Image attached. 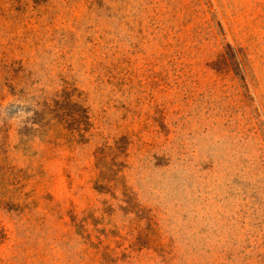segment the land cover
Segmentation results:
<instances>
[{"label": "rangeland", "instance_id": "obj_1", "mask_svg": "<svg viewBox=\"0 0 264 264\" xmlns=\"http://www.w3.org/2000/svg\"><path fill=\"white\" fill-rule=\"evenodd\" d=\"M0 264H264V0H0Z\"/></svg>", "mask_w": 264, "mask_h": 264}]
</instances>
